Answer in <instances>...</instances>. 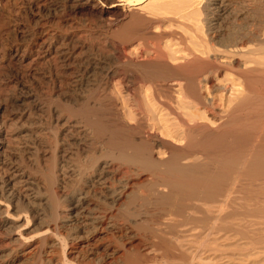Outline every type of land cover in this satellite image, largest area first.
I'll return each mask as SVG.
<instances>
[{"label":"bare ground","instance_id":"obj_1","mask_svg":"<svg viewBox=\"0 0 264 264\" xmlns=\"http://www.w3.org/2000/svg\"><path fill=\"white\" fill-rule=\"evenodd\" d=\"M49 1L61 12L35 22L25 46L5 61L16 86L0 102V264H13L24 254L29 264L36 252L56 250L59 257L42 261L74 264L70 256H80L83 247H88L83 258L92 264H262L264 3L205 0L204 36L195 34L197 42H189L177 28L196 31L173 17L194 0ZM76 18L96 19L107 28L123 21L115 33L118 42L111 44L112 60L62 53L57 80L45 82L43 91L26 85L22 78L36 77L37 60L51 52L55 31L40 32L42 26ZM170 41L179 47L172 56L166 50L174 46ZM134 42L144 48L143 64L124 53ZM76 65L81 68L74 70ZM222 75L230 85L222 84ZM115 81L131 97L135 85H151L158 99L170 100V105L159 100L170 114L189 111L186 121L177 119L179 131L169 134L179 145L165 147L163 141L161 159L154 155L157 136L146 135L139 120L137 127L127 125L132 113L112 110ZM217 82L224 95L238 92L227 107L216 98ZM168 83L178 87L176 102L157 92ZM205 119L212 126L201 124ZM52 194L60 196L66 216L58 214ZM30 213L39 225L32 240L20 233ZM67 216L77 220L60 238L53 230ZM116 221L130 231L121 248L114 239L106 241L110 236L105 239L122 226ZM63 241L73 251L67 253Z\"/></svg>","mask_w":264,"mask_h":264},{"label":"rangeland","instance_id":"obj_2","mask_svg":"<svg viewBox=\"0 0 264 264\" xmlns=\"http://www.w3.org/2000/svg\"><path fill=\"white\" fill-rule=\"evenodd\" d=\"M238 1H242V3L245 4V3L249 2L250 0L249 1L248 0H245V1L244 0H238ZM258 1L260 2V4L264 3V0H258ZM204 2H205V0H194V2H193L194 5H192V7H190V8H188L186 11L182 12L183 15L180 14L178 16L173 17L176 20H179L181 23L186 24L188 26H191L193 28V30L196 31V33L193 34V33H189L187 30H184V28H181V27L177 28L176 31H178V33H180L182 36H184L188 41L189 40H192L191 42L196 41V38L194 39V37H193V35H195V34H196L195 36L198 35V37L200 36L202 38L204 36L203 28H202V25L200 23L204 18L203 14H202V7H203ZM58 7L60 8L59 4H57L54 1H49V0L48 1H42V0H0V63L4 64V65L0 64V102L7 101L10 97H12L13 96L12 92L15 91V86H16L15 83L9 78L10 70H8L9 66H7L5 63L6 58L10 55V53H12L14 51V49L20 48V47L22 48L25 46L24 36L28 33H31V31L37 27V24H38L40 19H42V18L45 19L49 13H51V14H54L55 12L60 13L61 8L59 10ZM35 22L37 24H35ZM121 22L123 23V21H121ZM121 22L112 28H107V26H108L107 23L105 24V23L100 22L96 19H90V18H78V19L76 18V19L70 20L69 22H66V23L64 22L61 24L60 23L57 24V23H53V22L46 23V25L42 26V29L40 32H42L46 29H53L55 31V37L53 39L51 52L49 53V55H47V58L41 57L37 60L38 61L37 64L35 65V67H33V68H36V69H34L36 71L35 72L36 77L33 78V76H31V75H29V77L25 76L22 78L23 79L22 81H24V83L26 81V85L30 84V86L35 90H39V89H40L39 91L45 90V88H46L45 82H47L49 79H52L51 81L53 82L55 79L57 80V78H59L60 74H58V73H60V71H61V68H60V65H61L60 61L61 60L59 59L58 55L62 54V53H64V54L66 53L65 55H69V56H70V54H72L71 57L76 56V58L77 57H85L87 55V53H90L88 55L95 54L98 57L100 56L102 59L106 58L105 60H108V61L112 60L115 53L112 50L111 44L118 42L116 37H115V33L118 30L119 26L122 24ZM171 29L168 28V30H171ZM65 30H66V32H65ZM64 36H67V39L71 38L70 41L68 42V41H65L64 39L62 40V38H64ZM70 42H72V43H70ZM69 43H70V45H69ZM76 44L82 45V49L81 48L80 49L79 48H77V49L73 48V46L75 47ZM140 44H141L140 42H134V43H131L129 45L124 46V48H123L126 56L131 57V54H135L137 59L135 58L134 62L136 64L145 63L144 62L145 60H143L142 53H141L144 51L143 50L144 48H143L142 44L141 45ZM168 44H170V46L171 45H174V46H171L168 49H166L169 52H167L166 50H164V51L167 52L170 56H172L174 54V51L178 50L179 47L176 46L175 42H172V41H170ZM86 46H87V48H85ZM87 49H90V51L88 50L89 51L88 52ZM54 50H55V52H54ZM69 50H70V52H69ZM53 54H55V56ZM77 54H78V56H77ZM49 56L51 59H49ZM52 56L55 58H53ZM135 56H133V58ZM143 56H145V55H143ZM42 58H44V59H42ZM38 65H40V66H38ZM57 67H59V68H57ZM75 67L77 70V67L81 68V65L80 66L79 65L74 66L73 67L74 70H75ZM80 68H78V70H81ZM46 73L49 74V76H47ZM41 76H42V78H41ZM56 76H57V78H56ZM38 77H40V78L37 79ZM45 77H46V79H45ZM47 77H48V79H47ZM224 77H225V75H224ZM224 77L222 75L221 79H219V80H222V84H225V86L230 85L228 83L229 81L227 82L228 78L226 79ZM42 79H43V81H42ZM52 82H50V83L48 82V84H52ZM102 82H104V81H102ZM219 82H221V81H219ZM219 82H217L218 88H220L219 85L221 84V83L219 84ZM138 85H135L133 88L135 90L134 94L136 93L134 96L136 98H134V97H131L130 95H127L125 93V89L123 88V86L121 84H119L118 82L115 81V82H112V84H110V89H112V91L110 90V92H111L110 94L111 95L113 94L111 96V99H110V104H111L112 110L114 109V111H115L114 113L117 114V112H119L123 115H124V113H125V115H129L132 113L130 120L125 119V121H124V122H126L127 125L132 126V127H135L137 124V121L141 120L140 122L138 121L137 126L144 129V133L146 135H149V136L152 135L154 138H156V136H157L156 139H158V143L156 145H157L158 149H159V147L161 148L162 146L165 145V143H163V141L166 142L165 147H168V145H169V144L167 145V142L173 143L175 145H179V143H177V142L175 143L172 139L169 138V136H170L169 134L172 133V135H175V133L177 131H179L180 122L178 120L181 119V117L182 118L184 117L185 121H186L188 118L186 117L185 114L188 115L189 113H187V112H189V111H187L186 108L184 109L186 111L179 110L180 112L177 109H175L177 111V112L175 111V115H178V117L180 116L179 118L173 114H170L169 111H168L169 112L168 113L167 109H164V107L163 106L161 107V104H159L160 101L162 103H166L168 101L167 100L164 101L163 98H160V97L158 99L156 97L157 94L151 85H148V84H140L139 86ZM167 85H168V87L166 86L167 88L165 87V89L157 91V92L162 93L163 95L165 94L164 92H166L165 95L168 98L170 97V99H172V101L176 102L175 101L176 96H177V89L176 88H178V87L174 88L175 86H172V83H168ZM222 86L224 87V85H221V88L218 89L220 91L216 92V94H218L216 96V98H218V96H220L221 98L219 97L217 100L226 101L225 106L227 107V105L229 104V103H227V101L229 100V102H230L232 100V102H233L236 99L237 96H235V95H237L238 92H236V91L231 92L230 91L229 93H225V95H224L223 94L224 92L222 90ZM12 89H14V91ZM172 89L176 90V92L174 91V93H171V91L173 92ZM164 90H166V91H164ZM154 92L156 95L154 94ZM167 92H168V94H167ZM221 92H222L223 97L221 95ZM230 93H232V95L235 98L233 96L230 97L231 96ZM233 93H235V95ZM11 94H12V96H11ZM6 98H7V100H5ZM125 100H126V102H125ZM169 102H170V100H169ZM169 102H168V104H169ZM185 102H188V101L185 100ZM135 103H136V105H135ZM170 104H171V102H170ZM124 105H126V106H124ZM190 105H192V104L188 103V104H186L185 107L189 108ZM128 111H129V113H128ZM183 114H184V116H183ZM132 117H133V119H132ZM184 118L182 120H184ZM206 120L207 119H205L204 122L202 121V123H201V121H198V122H200L201 124H207L208 126H212V125H210L211 123L206 121ZM177 121H178V123H177ZM147 131H149L150 133ZM163 149H165V148L163 147ZM162 151H164V150H160V149L155 150L154 151L155 157L158 159L159 158L161 159L162 158V156H161ZM59 197L60 196H54L53 195L51 197L52 203L54 204V202H56L55 207H59L58 211H57L58 214H60L59 212H61L63 216H66L65 210H63V206H62V205H64V203L61 201V199ZM56 198H57V200H55ZM58 199H60V200H58ZM30 214L26 215L28 217L27 218L28 224L25 222L23 223V225L25 224L26 229L21 230L20 233L24 236L26 233L27 235L25 237H29L28 239L32 240V239H35V238H33L34 234H35L34 231H36V233L38 232L39 225L37 224V220L35 218H33V216H32L33 214L32 213H30ZM67 218H68L67 223H63V225H62V223H57V225H56L57 227L56 228L54 227L55 229L53 230V233H56L58 236H60V238L66 237L67 234H69V232H70L69 229H71L73 227L72 225H74V223L77 220L74 217H68L67 216ZM116 222H117V225L122 224V222H120V221H116ZM36 224L38 225V227ZM126 226L127 225L123 223L122 226H118V228L116 227V229H113L112 231H114V232L110 231V233L112 235H109L110 233L107 232L108 235L106 233V235H105L106 238L105 237L104 238L107 239L110 236L106 241L114 242V240H116L117 243L116 242H114V243L119 245V247L117 245L116 246L114 245L115 247L121 248V247L125 246V241H127L125 235H128L130 232ZM36 227H37V229H36ZM63 242H64L65 250L67 251V253L73 251L72 246H71V244H69L68 241H66V242L63 241ZM87 249H88V247H83L82 249H80V256L79 255L76 257L70 256L69 259L72 258L71 262L74 264H77V263L78 264H92L94 262L92 259L87 260L88 258L87 259L83 258L84 254H86L85 251H87ZM36 254L38 256H36ZM39 254H40V256H39ZM46 254L47 253L41 254L39 252H36L34 254V257H33L34 259L31 258L30 261L28 260L29 264H31V263L38 264L39 262L41 263V262H43L42 260L46 261V259L49 258L50 256H51L50 258H52V256L59 257V255H61V252H60V250L59 251L56 250L54 252L53 251L49 252L47 254L48 256ZM41 255L43 258L41 257ZM25 256L27 257V254H24V256L23 255L20 256L18 258V260L14 263L18 264L20 262L19 264H21V262H22V264H23V262L25 260L24 258H26ZM37 257H39V258H37ZM34 260H35V262H34ZM36 261H39V262H36ZM24 264H27L26 260H25ZM41 264H46V262H43ZM262 264H264V262H262Z\"/></svg>","mask_w":264,"mask_h":264}]
</instances>
